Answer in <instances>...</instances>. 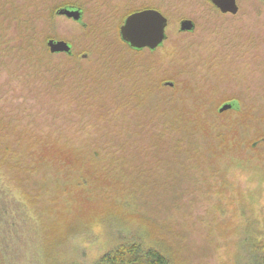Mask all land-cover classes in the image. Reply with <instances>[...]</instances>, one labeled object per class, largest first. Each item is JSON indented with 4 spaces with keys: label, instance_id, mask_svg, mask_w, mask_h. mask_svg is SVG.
<instances>
[{
    "label": "rangeland",
    "instance_id": "1",
    "mask_svg": "<svg viewBox=\"0 0 264 264\" xmlns=\"http://www.w3.org/2000/svg\"><path fill=\"white\" fill-rule=\"evenodd\" d=\"M237 3L231 15L211 0H0V174L22 200L1 192L0 264H95L132 243L173 264L253 263L264 242V0ZM67 5L82 22L55 14ZM150 8L168 18L167 39L136 51L120 27ZM183 19L192 32L179 31ZM49 39L73 55L51 54ZM42 146L89 150L91 165L58 160L48 189L23 188V159Z\"/></svg>",
    "mask_w": 264,
    "mask_h": 264
},
{
    "label": "trees",
    "instance_id": "2",
    "mask_svg": "<svg viewBox=\"0 0 264 264\" xmlns=\"http://www.w3.org/2000/svg\"><path fill=\"white\" fill-rule=\"evenodd\" d=\"M29 154L33 157L31 161L23 159V188L28 187L29 180L36 183V180L45 189H48L46 184V177L51 169L56 168L58 160L65 161L68 166L73 170H81L84 167H90L89 161L92 153L88 151H79L76 148L70 149L66 146L54 147L49 149L48 146H42L39 151H34L33 147L28 148ZM53 153L55 157L53 158ZM71 169V170H72ZM43 177L40 178L39 176ZM7 176L0 174V195L1 192L7 191L10 199L8 201L15 202V198L22 202L21 197L15 194V190L10 189L9 182L6 181ZM51 182H54L52 178H49ZM35 188V187H34ZM24 190V189H23ZM15 197V198H14ZM0 203L3 200L0 197ZM26 196L23 195V207H26ZM1 208V207H0ZM25 216V215H24ZM24 216H23V228H24ZM1 223V220H0ZM10 225L8 228L7 226ZM11 225L4 222V229L10 231V234H14L18 228V224ZM25 229V228H24ZM23 229V231H24ZM24 234V232H23ZM253 263L252 264H264V242L261 245H253ZM95 264H173L172 261L157 249L147 248L144 245L132 243L127 246L110 251L103 255Z\"/></svg>",
    "mask_w": 264,
    "mask_h": 264
},
{
    "label": "water",
    "instance_id": "3",
    "mask_svg": "<svg viewBox=\"0 0 264 264\" xmlns=\"http://www.w3.org/2000/svg\"><path fill=\"white\" fill-rule=\"evenodd\" d=\"M212 4L222 13L236 15L239 11L236 0H212ZM57 15L65 16L79 22L82 19L80 10H70L62 8L57 11ZM167 18L159 11L146 9L130 14L120 27L121 40L130 48L136 51H155L161 47L167 39L166 28ZM195 24L192 20H183L180 24V31L192 32ZM47 47L51 54H72L71 45L63 40L49 39ZM166 85L172 86L171 83ZM233 108L232 104H224L219 112L223 113Z\"/></svg>",
    "mask_w": 264,
    "mask_h": 264
},
{
    "label": "flooded vegetation",
    "instance_id": "4",
    "mask_svg": "<svg viewBox=\"0 0 264 264\" xmlns=\"http://www.w3.org/2000/svg\"><path fill=\"white\" fill-rule=\"evenodd\" d=\"M211 3H212V0H211ZM236 3H237V0H236ZM213 5V4H212ZM237 5H238V3H237ZM214 6V5H213ZM215 7V6H214ZM63 8H66V9H70V10H80L81 12H82V14H83V10L80 8V7H77V6H74V5H67V6H65V7H63ZM216 8V7H215ZM238 8H239V5H238ZM60 9H62V8H60ZM60 9H58V10H60ZM151 9V8H150ZM218 11H220L218 8H216ZM58 10H56L55 11V14L57 15V11ZM160 12V11H159ZM221 12V11H220ZM222 13V12H221ZM224 14V13H223ZM227 14H230V13H227ZM231 15H233V14H231ZM57 16H59V15H57ZM62 17H65V16H62ZM166 17V16H165ZM167 18V17H166ZM70 19V18H69ZM167 20H168V18H167ZM183 20H186V19H183ZM183 20H181L180 21V24H181V22L183 21ZM80 22H82V19L79 21V23ZM168 24H169V21H168ZM167 27H168V25H167ZM180 28V27H179ZM167 29V28H166ZM179 31H180V29H179ZM181 33H188V32H182V31H180ZM56 40V39H55ZM72 47V46H71ZM71 55H73V47H72V54Z\"/></svg>",
    "mask_w": 264,
    "mask_h": 264
}]
</instances>
